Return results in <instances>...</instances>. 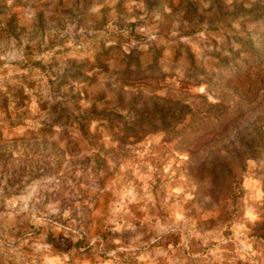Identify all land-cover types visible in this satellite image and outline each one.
Wrapping results in <instances>:
<instances>
[{"label":"rangeland","instance_id":"374dc122","mask_svg":"<svg viewBox=\"0 0 264 264\" xmlns=\"http://www.w3.org/2000/svg\"><path fill=\"white\" fill-rule=\"evenodd\" d=\"M0 264H264V0H0Z\"/></svg>","mask_w":264,"mask_h":264}]
</instances>
